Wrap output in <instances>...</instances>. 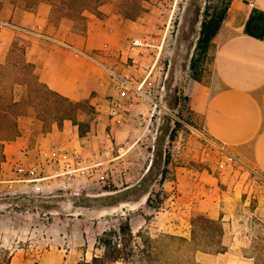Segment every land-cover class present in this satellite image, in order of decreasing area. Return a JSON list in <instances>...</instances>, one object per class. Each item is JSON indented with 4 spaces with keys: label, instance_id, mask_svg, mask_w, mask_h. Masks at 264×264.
<instances>
[{
    "label": "rangeland",
    "instance_id": "374dc122",
    "mask_svg": "<svg viewBox=\"0 0 264 264\" xmlns=\"http://www.w3.org/2000/svg\"><path fill=\"white\" fill-rule=\"evenodd\" d=\"M186 2L100 0V11L87 15L86 31L48 24L49 31L58 30V37L66 36L65 41L134 85L145 81L141 91L146 97L118 100L112 80L90 61L81 65V97L66 98L80 105L70 111L71 120L56 116L43 133L31 131L30 116L18 121L19 136L4 143L0 163L1 259L7 252L10 259L14 257L12 264L89 261L93 253L98 254L93 249L95 238L125 220L133 235L142 228L151 238L173 235L189 240L191 218L205 213L199 198L202 191L195 187L200 183L214 188L212 197L224 198L218 209L231 216L224 226L223 246L230 248L227 256L198 253V264H226L227 260L252 264L250 247L264 234V186L204 141L188 111L185 89L193 76L189 66L199 52L196 41L180 31ZM227 5L228 0L200 4L205 17L213 10L224 15ZM9 7L1 3V20ZM16 13V24H20L24 12L17 9ZM199 28L195 25L193 33L198 34ZM14 38L23 37L16 33ZM135 39L149 46L134 47ZM42 43L37 64L53 50L52 44ZM207 59L206 52L197 68L198 80ZM54 98L57 108L67 106L61 99L65 97ZM115 105L117 115L110 117L108 111ZM157 149L162 154L160 167L166 172L164 177H153L148 194L111 208H99L92 201L137 185ZM244 236L242 246L228 245L234 237L244 241ZM45 251L52 254L43 259ZM63 254L68 257L61 260Z\"/></svg>",
    "mask_w": 264,
    "mask_h": 264
},
{
    "label": "crops",
    "instance_id": "0c3cea01",
    "mask_svg": "<svg viewBox=\"0 0 264 264\" xmlns=\"http://www.w3.org/2000/svg\"><path fill=\"white\" fill-rule=\"evenodd\" d=\"M50 10L48 4L42 3L34 12H25L21 23L16 24L17 13L10 7L7 9L0 19V62L18 32L13 25L29 29L34 34L26 37L30 42L27 57L36 66L40 81L58 95L75 99L81 97L84 76L81 65L91 60L84 57L78 45L65 41L66 36L58 37V30L49 31ZM42 42L52 44L53 50L44 52L43 60L37 64L43 51ZM207 57L200 79L192 80L185 89L188 111L206 138L234 157L249 176L261 179L264 186V0H228L223 23L210 41ZM195 187L202 191L199 198L203 211L211 219L219 220L224 230L228 225L225 221L231 216L228 209H224L225 215L218 209L217 204L224 198L212 197L213 187L200 183ZM224 237L225 233L222 243ZM246 239L234 237L228 245L236 248ZM229 249L217 254L218 257L227 256ZM50 254L51 251H45L42 258ZM64 257L68 255H61V260ZM226 264L242 262L227 260Z\"/></svg>",
    "mask_w": 264,
    "mask_h": 264
},
{
    "label": "trees",
    "instance_id": "16d2710c",
    "mask_svg": "<svg viewBox=\"0 0 264 264\" xmlns=\"http://www.w3.org/2000/svg\"><path fill=\"white\" fill-rule=\"evenodd\" d=\"M99 1L0 0V5L6 3L13 11L21 9L25 13L34 12L40 4L45 3L51 8L48 24L54 23V27L57 25L86 31L87 15L94 10L100 11ZM222 23L223 14L202 24L201 37L196 44L199 56L197 59H192L189 66L193 75L192 80H198V65L202 62L211 39ZM10 45L6 59L0 63V163L4 160V143L19 136L18 121L20 119L32 117L31 131L43 133L47 130L46 125L53 122L56 116L62 121L71 120L70 111L74 107H80L78 103L61 98L67 106L62 109L57 108L54 97L58 94L40 81L36 66L28 60L30 42L25 38H14ZM43 101L48 102V104L45 103L47 104L45 107L42 106ZM39 122L41 126H37ZM158 141L161 143L160 138ZM161 158L160 149L155 150L146 174L137 185L92 201H96L99 208H111L141 199L148 194L153 177L165 175L166 170L160 167ZM131 195L134 199H127V196ZM151 203L150 197L147 198L148 207ZM190 226L189 240L173 235L151 238L141 230L133 235L129 221H122L116 229L105 230L95 238L93 249L98 254L93 253L89 261L78 264H128L133 260L139 264H198L196 260L198 253L217 255L225 252L222 243L224 230L219 220L211 219L203 212H197L191 218ZM136 240L139 242L137 243ZM250 249L249 260L252 264H264V234L256 238ZM9 261V253L5 252L3 259L0 255V264H9Z\"/></svg>",
    "mask_w": 264,
    "mask_h": 264
},
{
    "label": "built area",
    "instance_id": "2783aa9c",
    "mask_svg": "<svg viewBox=\"0 0 264 264\" xmlns=\"http://www.w3.org/2000/svg\"><path fill=\"white\" fill-rule=\"evenodd\" d=\"M3 24V23H2ZM4 25V24H3ZM13 28L16 29V31H18L17 33L20 34L23 38L27 39L29 38V36L31 34H34V32H32L29 29H24V28H20V27H16L13 25ZM27 37V38H26ZM132 46L134 47H147L149 46V44H145L142 41L135 39L132 42ZM84 54V53H83ZM84 57L89 59V61L91 60L92 62H94L97 66H99L102 71L104 73H106L107 77L110 78L115 86V89L117 91V99L121 100H129V97L131 96L132 99H137L139 97L145 98L146 96L142 93L141 89L143 87V84L145 81L139 82L138 84L134 85L133 81H130L129 78H127L125 75H117L115 72H113L111 69L106 68L102 65H100L97 61H95L94 59H92L91 57H89L88 55L84 54ZM117 107L119 108L120 105H117ZM108 114L110 117H114L117 115V109H116V105L115 107H111L108 111ZM201 138L206 141L208 144H210L211 146H213L215 149H217L218 153L224 157V159L227 160H232L235 163H238L236 161V159L234 157H232L229 153H227L221 146H219L218 144L212 142L211 140H209L208 138H206L203 134H200ZM261 180V179H260Z\"/></svg>",
    "mask_w": 264,
    "mask_h": 264
},
{
    "label": "flooded vegetation",
    "instance_id": "af4514ba",
    "mask_svg": "<svg viewBox=\"0 0 264 264\" xmlns=\"http://www.w3.org/2000/svg\"><path fill=\"white\" fill-rule=\"evenodd\" d=\"M186 7L183 10V14H182V19L180 24V31L184 32V33H188L189 34V39L190 40H195L196 44L198 42V40L201 37L200 31L202 28V24L207 23L209 20H211L213 17H216L218 15H216L217 13H215V10H213L211 12V14L209 13L208 17L203 16L204 15V10L200 4L203 0H186ZM213 1V0H211ZM217 1V0H214ZM225 11V10H224ZM222 12H219V14H222ZM205 17V18H204ZM195 25H199V32L198 34L193 33V28L195 27ZM184 39L183 37L180 38V40ZM195 44V45H196ZM196 48V46H195Z\"/></svg>",
    "mask_w": 264,
    "mask_h": 264
}]
</instances>
